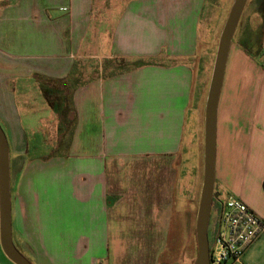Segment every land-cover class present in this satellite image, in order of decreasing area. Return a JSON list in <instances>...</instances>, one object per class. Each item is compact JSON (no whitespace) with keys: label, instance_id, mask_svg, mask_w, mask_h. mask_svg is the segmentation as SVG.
<instances>
[{"label":"crops","instance_id":"1","mask_svg":"<svg viewBox=\"0 0 264 264\" xmlns=\"http://www.w3.org/2000/svg\"><path fill=\"white\" fill-rule=\"evenodd\" d=\"M262 3L252 0L249 16L261 23L260 59L234 39L228 56L211 215L233 195L264 221ZM221 9L219 0H0L11 234L35 264L195 263L201 175L183 186L185 152L195 137L199 147ZM24 119L51 127L52 144L31 152ZM0 264H15L1 238ZM238 264H264V231Z\"/></svg>","mask_w":264,"mask_h":264},{"label":"water","instance_id":"2","mask_svg":"<svg viewBox=\"0 0 264 264\" xmlns=\"http://www.w3.org/2000/svg\"><path fill=\"white\" fill-rule=\"evenodd\" d=\"M249 0H235L221 33L204 115V175L197 216L198 255L194 264H210L208 236L215 186L216 122L219 98L231 44ZM0 238L5 255L15 264H32L15 247L10 218V154L7 136L0 125Z\"/></svg>","mask_w":264,"mask_h":264},{"label":"rangeland","instance_id":"3","mask_svg":"<svg viewBox=\"0 0 264 264\" xmlns=\"http://www.w3.org/2000/svg\"><path fill=\"white\" fill-rule=\"evenodd\" d=\"M231 1L232 0H230V2L226 1V0H219L220 5L222 6L221 11H222V19L223 20L225 19L226 15H229V11L231 10V7H232L235 0H233V3ZM258 10H259L258 14H259V17L261 19L262 15L264 13V3H262L261 6H259L257 11ZM255 11L256 10L252 6V0H249L247 3V6L245 8V11L242 15V18L239 22V25L237 27V30L235 32L233 39H234V43H235L234 45L235 46L241 45L243 47L241 49L243 52H246L248 55H250L254 59L256 58V60L257 59L259 60L260 59V53H261V50H260V42H261V26L260 25H261V23L257 22V28H256V24L250 25L251 19H249L250 15L256 13ZM216 17L215 16L213 17L214 20L216 19ZM227 18H228V16H227ZM214 25H215V23H214ZM219 28H220V26H218V28H217V31L215 34L216 36L219 34V32H218ZM215 43H216V39L214 40V46L212 49L213 54L209 60L208 90H209L211 77H212V73H213V68H214V64H215L219 40H218V43L216 45H215ZM136 65L137 64L128 65L125 68L131 69ZM87 73H89V70L85 71L86 75H87ZM83 79H85V78H83ZM62 89H64L65 92L67 93L66 87H64ZM23 121H24L25 127L27 128V139L29 140L31 152H34V150L38 146L40 147L43 144H46V143L49 145L52 144L51 139L54 140L55 135L49 134L51 129H52L51 127L48 126L47 128H45V127L42 128L41 126L39 127V125H36V126L32 125V122H29L26 119H24ZM72 125H73V123L70 124V127H72ZM70 127H69L67 134L64 135L63 140H62V142L65 141L66 144H67L68 140H70ZM195 139H196V137H195ZM195 139H194V144L192 145V147L190 149H187V151L185 152L186 154H185V163H184V173H185L184 175H186L187 177H186V179H183V186L184 187H186V186L190 187V184L193 181V179L197 181V183L194 184L195 186H197V184H199V180H200L199 178L201 175L200 190L202 191L203 175H204V120H203V124H202L201 130H200V137H199L200 143H199L198 150H197L196 145H195V142H196ZM198 168L200 170V173L198 174L199 178H196L197 177L196 172H197ZM187 182H189V183L187 184ZM224 200H225V198L223 196L221 201H224ZM218 210H219V206H218L217 211H216V209H214L212 212V215H211L210 228H209L210 241H212L213 231L217 227V223H218V219H219ZM19 251L30 262H32V264H35V261L31 255L27 254L21 248H19ZM178 264H190V262L178 263Z\"/></svg>","mask_w":264,"mask_h":264},{"label":"built area","instance_id":"4","mask_svg":"<svg viewBox=\"0 0 264 264\" xmlns=\"http://www.w3.org/2000/svg\"><path fill=\"white\" fill-rule=\"evenodd\" d=\"M219 219L210 244V264H238L264 231V221L241 199L218 203Z\"/></svg>","mask_w":264,"mask_h":264},{"label":"trees","instance_id":"5","mask_svg":"<svg viewBox=\"0 0 264 264\" xmlns=\"http://www.w3.org/2000/svg\"><path fill=\"white\" fill-rule=\"evenodd\" d=\"M45 91V95H47V97H50L52 95V93L49 90H46L45 88H43ZM50 103V102H49ZM52 105V104H51ZM61 115H63L64 117V122L67 121V110H64L63 112L60 113Z\"/></svg>","mask_w":264,"mask_h":264}]
</instances>
